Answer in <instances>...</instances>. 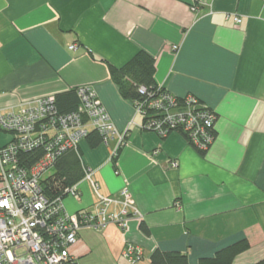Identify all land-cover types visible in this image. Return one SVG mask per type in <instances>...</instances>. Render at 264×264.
I'll use <instances>...</instances> for the list:
<instances>
[{
  "label": "crops",
  "instance_id": "obj_1",
  "mask_svg": "<svg viewBox=\"0 0 264 264\" xmlns=\"http://www.w3.org/2000/svg\"><path fill=\"white\" fill-rule=\"evenodd\" d=\"M191 1L0 0V111L89 86L115 127L128 129L115 164V141L90 148L84 139L78 151L99 193L126 188L139 216L124 229H81L70 249L77 264H131L127 244L141 249L135 264H150L157 249L197 264L242 239L250 248L235 264L264 258V0H200L195 11ZM140 50L154 58L158 86L193 95L216 114L204 155L182 133L161 138L140 129L107 67ZM77 188L78 196L62 199L64 209L92 210L89 182Z\"/></svg>",
  "mask_w": 264,
  "mask_h": 264
},
{
  "label": "built area",
  "instance_id": "obj_2",
  "mask_svg": "<svg viewBox=\"0 0 264 264\" xmlns=\"http://www.w3.org/2000/svg\"><path fill=\"white\" fill-rule=\"evenodd\" d=\"M191 2L192 10H197L200 0ZM234 22L239 24L240 17L235 16ZM76 48V44L69 45L70 50ZM172 49L177 50L178 45ZM74 89L79 104L71 112L58 110L55 95L0 111V264H77L70 249L81 229L102 231L110 225L124 229L130 217L139 216L126 188L117 195H102L94 170L88 167L82 180L89 182L96 195L92 210L69 213L62 199L44 196L41 180L52 174L61 155L78 151L89 131H96L102 144L115 141L111 159L127 139L128 129L115 127L92 87ZM138 92L144 97L134 103L141 130L161 138L173 131L185 133L194 150L208 151L215 139L217 119L211 108L193 95L177 97L166 89L151 92L139 86ZM37 150L43 152L39 159L30 167L23 165L21 155ZM77 184L66 189L67 195H79ZM123 257L135 264L142 257L141 249L127 244Z\"/></svg>",
  "mask_w": 264,
  "mask_h": 264
},
{
  "label": "trees",
  "instance_id": "obj_3",
  "mask_svg": "<svg viewBox=\"0 0 264 264\" xmlns=\"http://www.w3.org/2000/svg\"><path fill=\"white\" fill-rule=\"evenodd\" d=\"M107 67L110 77L117 85L122 98L132 101L133 104L144 98L138 92L139 86H144L151 92H156L159 88L165 90L158 86L154 80L155 61L146 51H138L121 67H115L111 64H107ZM55 97L60 112H71L78 107L79 101L75 89L58 93ZM182 134H184L186 138L185 133ZM85 140L90 148H96L102 143L100 135L94 130L89 131ZM197 152L200 155H204L207 151ZM42 153L43 152L40 150L33 153H24L21 155L23 165L26 167L32 166ZM118 153L111 159L113 164L116 163ZM85 167L86 166L82 163L79 151H70L61 155L53 165L52 174L41 180L44 196L51 200L57 198L63 199L67 196L66 189L82 180ZM139 228L142 232L146 234L149 233L147 225L142 221L139 224ZM249 248L250 244L248 240L242 239L218 250L212 257L201 258L197 264H235V258ZM149 259L150 264H189L187 255L176 251H160L157 249L150 254ZM250 264H264V258Z\"/></svg>",
  "mask_w": 264,
  "mask_h": 264
},
{
  "label": "rangeland",
  "instance_id": "obj_4",
  "mask_svg": "<svg viewBox=\"0 0 264 264\" xmlns=\"http://www.w3.org/2000/svg\"><path fill=\"white\" fill-rule=\"evenodd\" d=\"M52 171V170H51ZM45 175H47V173H45Z\"/></svg>",
  "mask_w": 264,
  "mask_h": 264
}]
</instances>
